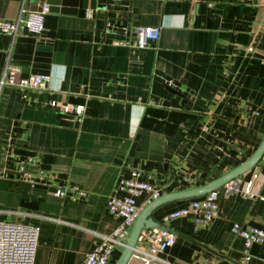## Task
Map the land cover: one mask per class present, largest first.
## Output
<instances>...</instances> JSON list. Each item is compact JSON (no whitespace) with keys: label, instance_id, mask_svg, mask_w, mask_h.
<instances>
[{"label":"crops","instance_id":"0c3cea01","mask_svg":"<svg viewBox=\"0 0 264 264\" xmlns=\"http://www.w3.org/2000/svg\"><path fill=\"white\" fill-rule=\"evenodd\" d=\"M42 1L0 0V19ZM59 7L65 10L46 14L40 36L0 35V78L9 64L23 77L49 76L43 88L0 86V170L11 174L0 177V222L40 229L35 264H82L100 236L119 227L107 202L133 169L151 174L162 195L191 190L247 161L264 138V0H69ZM137 25L160 26V38L134 47ZM77 105L85 107L82 119L71 111ZM25 160L35 186L16 173ZM254 174L255 197L221 198L213 224L170 223L176 243L161 257L264 264V243L246 254L232 232L235 223L264 230V155L240 177ZM72 185L88 198L55 195ZM190 201L153 217L161 223ZM138 204L146 208V197ZM129 264L146 261L134 253Z\"/></svg>","mask_w":264,"mask_h":264},{"label":"built area","instance_id":"2783aa9c","mask_svg":"<svg viewBox=\"0 0 264 264\" xmlns=\"http://www.w3.org/2000/svg\"><path fill=\"white\" fill-rule=\"evenodd\" d=\"M230 1L253 2L256 0ZM209 4L214 5V1ZM49 11L50 6L46 4L37 10L23 7L17 18L0 19V35L20 36L31 34L40 36L45 29V16ZM91 13L89 11L88 16ZM133 32L135 34L133 46L142 49L160 38L161 27L137 25L134 27ZM252 50L253 48L250 47V51ZM48 80L49 76L45 74L23 77L18 67L9 64L5 67L0 78V86L13 85L22 89L43 88ZM71 111L79 119H82L85 107L77 105ZM31 164V160L21 161L16 173L35 186L37 180L32 176ZM39 174V177L43 179L44 173L41 171ZM10 175L9 171L0 170V177H10ZM256 177L257 175L254 174L248 181H243L241 177L230 180L220 189L209 193L205 197L193 199L186 207L165 215L160 224L167 227L175 220L187 218L196 226H209L220 217L221 198H229L236 194H240L245 198L255 197L254 180ZM55 195L62 199L70 198L74 201L88 198V193L77 185L59 187L55 190ZM141 196L146 197V204L149 205L161 198L162 192L158 186L152 183L151 174L142 169H133L130 176L122 177L118 181L115 195L107 202V213L121 220L119 227L109 235L100 236L99 242L86 255L82 264H112L113 253L119 247H126L132 229L143 210L138 204V199ZM232 232L243 239L246 254L254 244L264 243L263 229L235 223ZM39 238L40 229L36 226L0 222V264H35ZM175 243L176 237L169 231L158 229L143 231L134 253L143 256L146 264H171L161 256L172 248Z\"/></svg>","mask_w":264,"mask_h":264},{"label":"water","instance_id":"95a60500","mask_svg":"<svg viewBox=\"0 0 264 264\" xmlns=\"http://www.w3.org/2000/svg\"><path fill=\"white\" fill-rule=\"evenodd\" d=\"M67 2H69V0H44L40 4V6H43L45 4H50L51 6H53L50 7V10H52V8H54L53 10H65L62 7H61L62 9H58V8H60L59 6H66ZM31 10H36V7H33ZM263 155H264V138L261 144L259 145V147L257 148V150L255 151V153L247 161L235 167L228 173L211 181V183L191 190L180 191L171 194H164L162 195L161 198L149 204L146 208L142 210L138 220L136 221L132 229L129 240L124 249L123 255L116 264H128L130 262L137 248L139 237L143 231L158 229V230L171 232L169 228L162 226L157 220L154 219L153 214L159 208L177 201L193 200V199L205 197L209 193L220 189L222 186L227 184L228 181L240 177L241 175L253 169L259 163Z\"/></svg>","mask_w":264,"mask_h":264}]
</instances>
